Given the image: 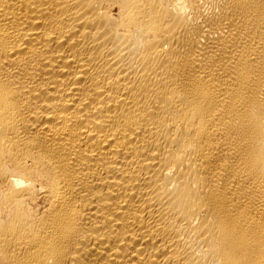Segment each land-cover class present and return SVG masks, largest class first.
<instances>
[{
  "label": "bare ground",
  "instance_id": "obj_1",
  "mask_svg": "<svg viewBox=\"0 0 264 264\" xmlns=\"http://www.w3.org/2000/svg\"><path fill=\"white\" fill-rule=\"evenodd\" d=\"M0 264H264V0H0Z\"/></svg>",
  "mask_w": 264,
  "mask_h": 264
}]
</instances>
